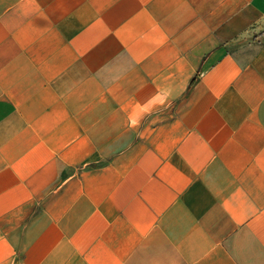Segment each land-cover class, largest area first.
Listing matches in <instances>:
<instances>
[{
	"label": "crops",
	"instance_id": "crops-1",
	"mask_svg": "<svg viewBox=\"0 0 264 264\" xmlns=\"http://www.w3.org/2000/svg\"><path fill=\"white\" fill-rule=\"evenodd\" d=\"M0 264H264V0H0Z\"/></svg>",
	"mask_w": 264,
	"mask_h": 264
}]
</instances>
